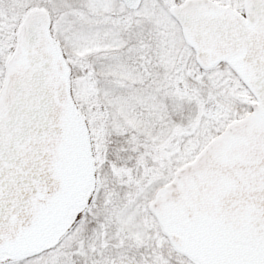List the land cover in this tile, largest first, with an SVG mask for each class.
<instances>
[{
    "label": "snow or ice",
    "instance_id": "1",
    "mask_svg": "<svg viewBox=\"0 0 264 264\" xmlns=\"http://www.w3.org/2000/svg\"><path fill=\"white\" fill-rule=\"evenodd\" d=\"M0 264H264V0H0Z\"/></svg>",
    "mask_w": 264,
    "mask_h": 264
}]
</instances>
